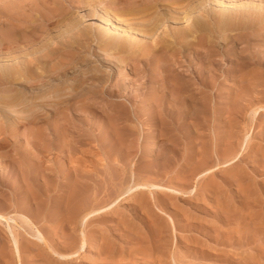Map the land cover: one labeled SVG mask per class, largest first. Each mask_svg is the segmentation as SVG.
Returning <instances> with one entry per match:
<instances>
[{"label":"rangeland","instance_id":"1","mask_svg":"<svg viewBox=\"0 0 264 264\" xmlns=\"http://www.w3.org/2000/svg\"><path fill=\"white\" fill-rule=\"evenodd\" d=\"M55 1L0 0L1 58L7 52L19 56L29 46L20 41L12 48L8 38H3L8 14L27 17L30 25L36 26L35 42H44L43 37L54 36L65 25L52 14L41 21L30 6L35 8L40 3L50 8ZM67 1L64 6L68 19L79 17L84 25L94 23L98 29H110L113 23L127 24L125 17L114 11L124 8L128 0H80L83 8L75 6L78 0ZM193 1L199 4L194 15L204 18L209 11L208 24L216 31L208 54L204 33L197 31L195 37L189 38L188 46L179 48L176 44L175 51L159 50L150 59L126 56L109 71L108 79L90 77L89 69L95 65L89 63L76 73L85 75V86L78 89V98L70 96L68 103L49 107L52 113L43 116L50 127L45 136V141L52 143L49 150L39 151L32 145V124L18 123L14 136L0 133V214L12 215L27 229L24 220L30 219L48 246L61 253L78 250L83 237L88 246L78 257L61 261L49 252L42 239H33L20 227L19 261L14 252L15 240L8 226L1 223L0 264H264V0ZM86 3L95 4L92 11L100 16H86L85 12L91 11ZM165 21L160 32H169L170 36L176 26L191 22L173 25ZM83 24L73 31L79 32ZM155 38L158 36L144 41L153 42ZM66 39L71 41L70 37ZM242 48H248V52ZM64 52L48 59V69L64 60ZM102 55L104 61L113 57ZM158 56L170 63L174 73L183 72L182 85L189 89L187 96L180 98L181 106L177 104L181 109H174L171 103L178 94L174 73L168 72V78H164V91L158 87L163 78L152 61ZM5 61L3 58L0 67L8 63ZM103 71L108 73L105 66ZM156 73L160 77L153 78ZM75 77H67L68 82ZM71 85L67 84L64 92H73ZM163 93H167L165 97ZM170 109L177 110V114L183 109V113L170 114ZM55 125L61 129L63 126V130L55 129ZM231 160L228 166L223 165ZM212 167L218 168L206 174ZM143 182L158 186L145 190L136 187ZM160 186L182 192L176 195ZM73 188L82 196L78 191V195H72ZM77 201L80 210L76 218L70 209ZM113 202V210L82 220L84 211ZM139 237L145 239V244Z\"/></svg>","mask_w":264,"mask_h":264},{"label":"bare ground","instance_id":"2","mask_svg":"<svg viewBox=\"0 0 264 264\" xmlns=\"http://www.w3.org/2000/svg\"><path fill=\"white\" fill-rule=\"evenodd\" d=\"M128 1H129V3L127 2V5L125 4L126 6H124V8H121L118 10L116 9L114 11L117 14L121 15V17H123V16L125 17L124 20H126L127 26L126 25L122 26L120 24H119L120 26L117 24L114 25V23H113V25H111L110 29L106 28V27H102L101 29L100 28L98 29L97 27H94V23H93V26H91V25L88 26L86 24L84 25L83 23L80 22L79 17H77L78 15L76 16L78 19L77 18L68 19V17H67L68 13H67V11H65L64 0L63 1L56 0L55 5H53V7H50V8L45 6L46 4L41 5L40 3H39L40 5L39 4L37 5V7H35L36 6V4H35V6H34L35 8L30 6L32 9H35V11H36L35 13H37L38 19H41V21H42V18H43V20H46L48 18V15L52 14L51 16H53V17L57 16L56 19H57L58 23H62L63 25H65V26H62L61 28H59L60 30L58 29L56 34L54 33L55 34L54 36L50 35L47 38L43 37L44 42H42L41 40L38 42H35L36 26H33V25L31 26L27 17H24L22 19L21 17L16 16V15H12V14H8V17L6 16L7 17L6 26H4L6 28H4V30L2 31L3 38L4 37L8 38L9 45L12 48L14 47L15 44H18L20 41L26 42V45H29V46H28V48H26L27 51L21 50L19 56H16L18 54H16V55L14 54V56H12L10 54L11 52L3 53L4 54L3 58H5V60H6L5 62L8 61V63L4 64L3 67H0V133L3 132V134L4 133L6 134V132H9L10 136H14L16 134V132L18 131V127L14 128V126H19L18 123H20L22 125L32 124L33 127H31V130H30V132L32 133L33 138H34L32 145H34L37 149H39V151L40 150L42 151V149H45V150L48 149L52 143H47L45 141L47 139L45 136L47 135V131L49 130L50 127H48V124H47L48 122H46L43 119V116L45 115L46 117H48L47 113H52V111H50L51 109L49 107L55 108V107H58L59 105H64V104L69 102V100L71 98L70 96L77 97V95H79L78 89H83L85 86L84 85L85 75L79 73L77 76L76 73H78L79 70L82 67H84L85 65L88 66L89 63L91 66L95 65V66H93L94 68L91 67L89 69L88 73H91L90 77L96 78V79H98V81L99 80L101 81V79L105 76H106L105 79H108L109 71L111 72L112 68L116 67V65L119 64L120 62L122 63L126 56H128V57H132V56L133 57H140L141 56V57L149 58L152 55H156L159 50L164 51V52L165 51L168 52L171 50L175 51L178 44H179V48H183V47L188 46L190 44L189 38L195 37L194 33H196L197 31L204 33L205 43L208 46L206 52H207V54L210 52V48H209L210 39L212 37V33L216 32V31H213L212 30L213 28H211L208 24L209 23V17H210L209 11L207 12L206 15H203L204 18H199L198 16L194 15V12L197 10V5H199V4H197L193 0H128ZM66 3H68V1ZM89 3H90V1H89ZM69 4L71 6L74 5V3L72 1H70ZM80 4H82V2L80 0H78V2L76 3L75 6H77L79 8L81 6ZM88 4L86 3V6H91V4H89V5ZM10 6H12V5H10ZM204 6H206V5H204ZM81 7L83 8L85 6H81ZM92 7H96L95 4H94V6H91V9L89 8L91 11L85 12L86 16L87 15H89V16L90 15H93V16L98 15L96 11H92ZM68 8L71 9L70 6ZM68 8H66V9H68ZM93 9H96V8H93ZM199 9H200V7H199ZM199 9H198V11H199ZM112 10H114V9H112ZM33 11L34 10H32V12ZM70 15H71V13H70ZM113 15L115 16V14H113ZM119 15H118L119 18L117 17L118 19H120ZM125 15H129V17L126 18ZM82 16H83V14H82ZM98 16H100V15H98ZM257 16L259 17V15H257ZM263 16L264 15H262V18H263ZM241 17H242V15H241ZM246 17H247V14H246ZM80 18H82V17H80ZM107 18H109V17L107 16ZM110 18H113V17H110ZM212 18H214V17H212ZM227 18H228V16H227ZM233 18H235V17H233ZM36 19H37V17H36ZM36 19H34V20L30 19V20L32 22V21H35ZM52 19L53 18H51V21H52ZM165 20H170L171 23L172 22L174 23L173 25H175L176 23H181V21L186 22V21L191 20V22L188 26H184V25L183 26L182 25L176 26L174 28V34L172 36H170L171 34L169 32H164V33L162 32L163 34H161V32H160L161 31L160 28L164 24ZM258 20H259V18H258ZM36 21H39V20H36ZM213 22H212V24H213ZM221 23H223V22H221ZM230 23H232V22H230ZM236 23H239V21ZM79 24L80 25L83 24L84 27L80 26L81 27L80 31L75 33L73 31V29L75 30L74 27L77 28L79 26ZM212 24H210V25H212ZM217 25L218 24H216V26ZM222 25H224V24H222ZM251 25L252 24H250L249 26L252 27ZM38 26H39V24H38ZM45 26H47V25H45ZM230 26H231V24H230ZM245 27H246V25H245ZM47 28H48V26H47ZM47 28L45 30H47ZM243 29H244V27H243ZM56 30H57V28H56ZM241 30L242 29H240V31ZM28 32H30L32 34L29 35ZM44 33H46V32H44ZM48 33H51V32H48ZM218 33H219V31H218ZM155 35H157L158 38L153 39L152 40L153 42L144 41L145 38L149 39V38L154 37ZM224 36H225V34H224ZM250 36H251V34H250ZM66 37H70L71 41H67ZM41 38H42V36H41ZM249 40H250V38H249ZM22 44H24V43H22ZM176 44H177V46H176ZM97 47H101L100 51H99V49L96 50ZM243 49H245V51L248 52L247 51L248 48L247 49L242 48L241 50H243ZM61 50L66 52V53L64 52L65 54L62 53L63 55H66L62 58L64 60H60L59 62L54 63L51 67L52 69H48V59L53 58V55L56 54L57 52L61 51ZM0 52H2L1 49H0ZM102 54H104V55L106 54L107 56L111 55V56L115 57V59H114L115 61L112 60L113 57L112 58H106L105 61L102 60V57H101ZM27 55H31L32 57L30 59H28L29 57L27 58ZM92 56H94V57H92ZM241 56H242V53H241ZM248 56H246V57H248ZM14 57H18V61H16V58L13 59ZM237 57H239V56H237ZM261 57H263V56H261ZM3 58L0 57V59H1L0 62L2 61ZM253 58H254V55H253ZM259 60H260V58H259ZM152 61H154V63L156 62V64H157L156 67L158 69L157 72L159 73V75L161 74V76L163 78V80L159 83L158 87L160 88V86H161V88H163V91H164L167 87L164 78H166V77L168 78V74H169L168 72L174 73V69L171 68V66L169 65L170 63L166 62V60L163 59L162 56L155 57V59H153ZM2 63H1V65H2ZM259 63H261V62H259ZM202 64H204V63H202ZM263 64H264V62H263ZM104 66H105V68L108 69V73H103L104 72L103 71ZM205 66H207V65H205ZM85 70H86V68H85ZM155 72H156V69H155ZM190 73H192V72H190ZM182 74H183V72H182ZM182 74L179 72L173 74V80H175V84L178 86V87L176 86L177 90H178V94L176 95V97L174 96V99L172 97V99L174 101L172 100V102H171L174 109H176V107H178V106H181L178 104L180 101V98H182V96H187L186 89L188 87L186 88V86L182 85V83H183L182 81H184V76ZM71 75H75L76 77L71 80V83H69L67 80L68 79L67 77H70ZM159 75H157V73H156L155 75H153V78H157ZM254 75H255V73H254ZM151 79H152V77H151ZM104 81H106V80H104ZM107 81H109V80H107ZM208 83L209 82H207L206 84H208ZM67 84H72L71 85L72 87H70V89L73 92H69V93L64 92V89L66 90ZM206 84H205V86H206ZM93 85H95V84H93ZM170 92H172V91L170 90ZM66 94H68V96ZM163 94L165 97L167 93H163ZM191 95L193 96V94H191ZM161 96L162 95H160L159 97H161ZM159 99H158V101L161 100V99L160 100ZM158 101H157V105H158ZM151 102H152V100H151ZM160 103H163V102H160ZM168 104H170V102H168ZM177 104H178V106H177ZM66 106H68V105H66ZM165 106H166V103H165ZM162 107H163V104H162ZM169 108L170 107L168 106V109ZM179 108L181 109V107H178V109ZM168 109L166 108L164 110L166 111ZM183 109L181 110V112L183 111ZM176 111L177 110H175V112H173L171 110L170 114H172V113L177 114ZM159 112H161V111H159ZM159 112L157 111V114ZM178 112L179 113L177 115L181 114V112L179 110H178ZM164 114H168V112H165ZM159 115H161V113ZM175 116H172V117H175ZM167 117L171 118V115L168 114ZM178 117H180V116H177V119H179ZM30 118L32 119L31 122H29ZM193 118H195V116ZM157 119H160V118H157ZM161 119H163V118H161ZM114 124H115V122H114ZM60 127H59V125H57V126L55 125V129L59 130ZM58 130H56V131H58ZM61 130H63V126H62ZM0 140H1V138H0ZM0 143H2V142L0 141ZM119 143H120V141H119ZM240 154H241V152H240ZM237 156H239V154H237L233 160H236ZM233 160H231L230 162H227L223 165L228 166V164L232 163ZM25 161H24V163H25ZM22 163H23V161H22ZM34 163H36V162H34ZM22 165H24V164H22ZM26 165L28 166L29 164L27 163ZM33 165H35V164H33ZM219 167H220V164H219ZM217 168L218 167H215V168L212 167V169L207 170L205 173L206 174L210 173V172L212 173V171L217 169ZM78 183L80 184V182H78ZM143 183L137 185L136 187L145 190V188H148V187L151 188L153 186H158L156 184H150V183H145V182H143ZM72 186L78 187V185H74V184ZM160 187H162L161 188L162 190L170 191V192H173L175 194L176 193L179 194L182 192V191L180 192V190H177L175 188H169V187H164V186H160ZM132 188H128V190L130 191V189H132ZM75 190L76 189L73 188L72 195H74L75 192L78 191V189L76 191ZM192 190H193V188H192ZM192 190H190V193H192L191 192ZM78 192L75 195H78ZM80 193L81 192H79V194ZM178 194H176V195H178ZM80 196H82V193L80 194ZM73 198L77 199V196H75ZM75 204H76V205H74L75 207H72L70 209V212L73 214L72 216L77 215L79 213V210H80L79 201H77ZM85 206H87V205H85ZM85 206L83 205V207H85ZM95 206H96V204H95ZM114 207H115V202H113V203H111V204H109L103 208H99V207H98V209L94 208L93 210H89L88 212H86L87 211L86 210V211H84L85 214L81 215V217L83 216L82 220L85 221L87 219H91V218L99 215L101 212L103 213L105 211H110L111 209L113 210ZM11 216L12 215L7 216V215H4L1 213L0 214V224L5 223V225L8 226V229L10 231V235L13 236V238L15 240V242H14L15 243L14 246H16V250L14 251V252H16L15 256H17L18 260L20 261L21 260V251L19 249V245H18L19 239H18L17 235H20V229L19 228L21 227V229H22L25 226L23 225L24 227H22V224H20V222H18L16 220V218L14 219ZM24 221H25L24 223L26 224V226H28V229L24 228L26 235H31V237L33 239L34 238L42 239L44 241L43 242L44 245L46 244V248L49 250V252H51L54 256H56L58 258V260L62 261V260H68V259L78 257L83 252H85L86 247H88L87 246V240L85 237H83L79 246L77 247L78 250H76L73 253L71 252L68 254L61 253V252L53 249L52 247L48 246L47 240L44 238L43 233L39 230L34 229L36 227L34 226V224L32 223V221L30 219L27 218ZM139 238L143 239L144 240L143 244H145V239L141 238V237H139ZM139 238L137 239L138 241H139ZM147 238L149 239V237H147ZM151 239H152V237H151ZM158 239H160V238L158 237ZM156 240H154V237H153L152 241H156ZM140 241H142V240H140ZM146 242L149 243V241H146ZM141 243L142 242H140L138 244H141ZM158 244H160V243H158ZM154 245H157V244H154ZM149 246H151V242L149 243ZM149 246H147V248ZM152 250H153V248H152ZM140 252H142V251H140ZM140 252H139V254H140ZM143 254H144V252H143ZM222 255H224V254H222ZM145 256L146 255H144V257ZM173 258L176 261V256ZM173 258H172V260H174ZM177 258H179V257H177ZM176 262H175V264H177Z\"/></svg>","mask_w":264,"mask_h":264}]
</instances>
